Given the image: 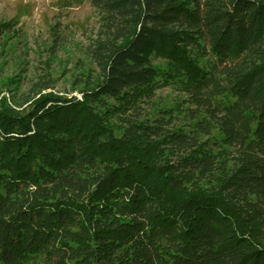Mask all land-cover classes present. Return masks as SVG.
Wrapping results in <instances>:
<instances>
[{"label":"trees","instance_id":"16d2710c","mask_svg":"<svg viewBox=\"0 0 264 264\" xmlns=\"http://www.w3.org/2000/svg\"><path fill=\"white\" fill-rule=\"evenodd\" d=\"M89 3L81 99L0 98V264H264V0Z\"/></svg>","mask_w":264,"mask_h":264},{"label":"rangeland","instance_id":"374dc122","mask_svg":"<svg viewBox=\"0 0 264 264\" xmlns=\"http://www.w3.org/2000/svg\"><path fill=\"white\" fill-rule=\"evenodd\" d=\"M90 0H0V98L20 102L34 87L49 83L59 96L81 99L79 91L97 69L86 56L98 18ZM175 106L173 87L157 92Z\"/></svg>","mask_w":264,"mask_h":264}]
</instances>
